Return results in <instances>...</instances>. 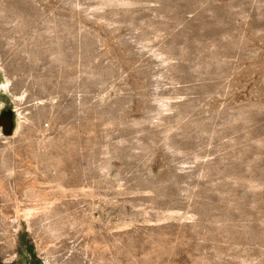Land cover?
<instances>
[{"label":"rangeland","instance_id":"1","mask_svg":"<svg viewBox=\"0 0 264 264\" xmlns=\"http://www.w3.org/2000/svg\"><path fill=\"white\" fill-rule=\"evenodd\" d=\"M0 81V264H264V0H0Z\"/></svg>","mask_w":264,"mask_h":264},{"label":"bare ground","instance_id":"2","mask_svg":"<svg viewBox=\"0 0 264 264\" xmlns=\"http://www.w3.org/2000/svg\"><path fill=\"white\" fill-rule=\"evenodd\" d=\"M6 90H7L6 83L0 81V93L4 92ZM4 105H5L4 100L0 99V132H2L4 134L5 133H9L10 134V133L16 132V130L20 126V122L18 121L17 125L15 126L14 123H13V119L10 116L4 115L2 113V108L4 107Z\"/></svg>","mask_w":264,"mask_h":264},{"label":"water","instance_id":"3","mask_svg":"<svg viewBox=\"0 0 264 264\" xmlns=\"http://www.w3.org/2000/svg\"><path fill=\"white\" fill-rule=\"evenodd\" d=\"M4 114H5V115H8V116H10V117H12L11 113H9V112H5ZM11 120H12V119H11Z\"/></svg>","mask_w":264,"mask_h":264}]
</instances>
